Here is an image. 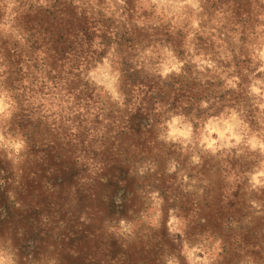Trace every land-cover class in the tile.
I'll use <instances>...</instances> for the list:
<instances>
[{"label": "trees", "instance_id": "obj_1", "mask_svg": "<svg viewBox=\"0 0 264 264\" xmlns=\"http://www.w3.org/2000/svg\"><path fill=\"white\" fill-rule=\"evenodd\" d=\"M122 2L117 25L69 0L32 9L19 19L22 29L30 33L25 40L30 57L6 44L0 52L3 84L11 90L23 89L37 99L47 96L56 109L52 113L56 117L48 122L50 115L42 119L40 114L42 104L17 102L18 110L7 131L20 135L27 159L15 182L9 163L0 157V232L9 228L15 233L23 224L21 242L30 239L40 243L39 234L44 231V237L51 232L42 228V219L51 226L61 222L66 231L61 241L65 242L59 248L52 247L59 258L57 264H164L163 256L173 250L174 241L167 237L163 221L158 242L153 239L149 246L108 245L102 237L106 223L132 222L140 214L139 187L132 168L149 161L152 166L163 164L167 153L158 140L157 128L173 114L196 126L225 107L239 109L249 126L256 122L245 95L253 69L252 61L242 52L248 50L246 28L242 27L238 41L221 34L217 42L197 36L192 43L195 54L215 62L207 72L224 71L234 78L235 89L227 95L217 94L211 90V78L202 81L190 71V54L180 29L139 26L134 22L133 0ZM210 2L201 0L203 24L216 12L229 14L232 26L237 25L243 12L237 1L231 8L212 12L208 10ZM156 44L167 46L182 62L179 74L161 79L133 64L137 50ZM225 44L231 60L218 55ZM111 47L117 51L113 64L122 108L104 100L83 76ZM203 101L208 105L205 108L201 107ZM240 168L235 174L238 179L245 174ZM152 175L162 199L160 211L166 214L173 208L166 192L174 174L167 175L162 165ZM238 192H233L231 200H209L199 221L211 228V235L218 236L225 249L223 259L248 254L253 262L263 264L264 247L254 242L251 230L244 229L233 238L220 237L225 218L237 211ZM75 211L76 218L72 217Z\"/></svg>", "mask_w": 264, "mask_h": 264}, {"label": "rangeland", "instance_id": "obj_2", "mask_svg": "<svg viewBox=\"0 0 264 264\" xmlns=\"http://www.w3.org/2000/svg\"><path fill=\"white\" fill-rule=\"evenodd\" d=\"M54 1L0 0V52L6 44L9 48L21 49L23 57H30L29 43L25 42L30 33L22 29L20 16L37 7H46ZM69 1L86 6L110 23L117 25L121 20L122 0ZM233 1H237L243 9L237 20L234 19L238 21L235 27L232 26L233 20L229 14L222 16L216 12L208 15L209 21L206 18L203 24L201 0H133L135 24L180 29L185 34L190 54V71L196 73V77L202 81L211 78V90L217 94L227 95L229 90L235 89L234 78L224 71L207 72V69L211 70L215 66V62L195 54L192 43L197 36L211 37L217 42V38L224 35L228 40L238 41L242 38V27L246 28L248 50L242 49V52L252 61L253 69L245 95L247 103L253 108L256 122L254 126H249L235 107H225L196 126L180 114H173L164 120L157 128V137L164 143L163 149L167 153L163 157V169L167 175L174 174L171 187L166 192L170 198L168 204L171 203L173 208L166 214L161 213L162 199L154 188L152 173L159 172L162 165L155 163L152 166L150 161L135 164L132 169L137 176L135 183L139 187L140 214L132 222L106 223L102 237L108 245L116 242L137 248L141 245L149 246L153 239L158 242L163 221L167 237L174 241L173 250L166 252L169 255L165 258L163 256L164 264L257 263L248 254L223 259L225 249L218 236L211 235V228L202 226L199 221L206 213L209 200H231L233 192L238 189L235 201L238 204L237 211L233 213L232 210V215L225 218L227 222L220 230V237H237L242 230L247 229L253 232L254 242L264 247V0H212L208 3V10L212 12V9L231 8ZM236 45L239 46V42ZM218 55L227 60L232 57L226 44L221 45ZM116 58L117 51L111 47L103 59L87 69L83 76L104 100L122 108L118 75L113 64ZM133 60V64L144 73L161 79L179 74L182 66V62L167 46L159 44L137 50ZM2 72L3 65L0 62V157L9 163L14 181L17 182L27 159L20 135L16 131H7L12 116L18 110L17 102L42 104L40 114L42 119L50 115L48 122L56 117L52 115L56 109L55 103H51L47 96L37 99L23 92V89L8 88L3 84ZM207 106L204 101L201 103L202 108ZM239 168L245 170V174L238 179L235 174ZM73 216L76 218L78 212L75 211ZM42 220V228L51 229L49 235L43 237L44 231L39 234L42 243L31 242L30 239L21 242L25 231L23 224H19L15 233L9 228L2 229L0 264L58 263L59 258L52 252V247L63 246L65 241L61 240L66 233L64 224L60 222L51 226L45 219ZM39 244L40 248L37 247Z\"/></svg>", "mask_w": 264, "mask_h": 264}]
</instances>
